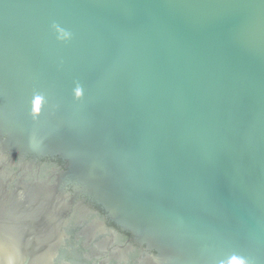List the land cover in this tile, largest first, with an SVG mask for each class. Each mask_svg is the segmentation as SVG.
I'll return each instance as SVG.
<instances>
[{
  "label": "water",
  "instance_id": "obj_1",
  "mask_svg": "<svg viewBox=\"0 0 264 264\" xmlns=\"http://www.w3.org/2000/svg\"><path fill=\"white\" fill-rule=\"evenodd\" d=\"M233 257L264 264V0H0V264Z\"/></svg>",
  "mask_w": 264,
  "mask_h": 264
},
{
  "label": "clouds",
  "instance_id": "obj_2",
  "mask_svg": "<svg viewBox=\"0 0 264 264\" xmlns=\"http://www.w3.org/2000/svg\"><path fill=\"white\" fill-rule=\"evenodd\" d=\"M77 95H79V90H77ZM231 264H245V261L242 258L233 257Z\"/></svg>",
  "mask_w": 264,
  "mask_h": 264
}]
</instances>
